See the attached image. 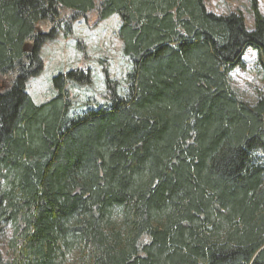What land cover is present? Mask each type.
Here are the masks:
<instances>
[{"label":"trees","instance_id":"obj_1","mask_svg":"<svg viewBox=\"0 0 264 264\" xmlns=\"http://www.w3.org/2000/svg\"><path fill=\"white\" fill-rule=\"evenodd\" d=\"M250 3L252 29L206 0H0V264H264V96L228 80L253 48L264 81ZM91 12L120 17L124 92L102 63V104L73 110L84 66L36 105L43 45Z\"/></svg>","mask_w":264,"mask_h":264},{"label":"rangeland","instance_id":"obj_2","mask_svg":"<svg viewBox=\"0 0 264 264\" xmlns=\"http://www.w3.org/2000/svg\"><path fill=\"white\" fill-rule=\"evenodd\" d=\"M206 5L210 12L217 15L241 14L247 28H253L250 0H206ZM258 7L264 14V0H258ZM120 27L118 15L100 22L96 12H91L87 18L74 23L72 34L61 32L55 39L47 41L40 52L43 71L27 82V92L35 104L41 106L55 97V76L84 66L91 68L92 83L88 86L68 85L73 110L81 111L85 106L102 104L101 95L105 93L102 63L108 65L112 77L120 82L121 91L124 92L132 65L123 53V43L118 35ZM258 59V52L248 48L242 57L241 67L232 71L228 78L239 99L251 104L264 96V81ZM4 87L5 82L0 80V88ZM10 236L11 231L7 233L6 239L0 234V253L5 260L11 258L7 245ZM69 264H77V255Z\"/></svg>","mask_w":264,"mask_h":264}]
</instances>
